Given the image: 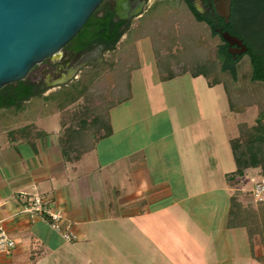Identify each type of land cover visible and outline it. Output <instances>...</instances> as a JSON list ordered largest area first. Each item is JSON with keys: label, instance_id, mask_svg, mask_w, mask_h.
<instances>
[{"label": "crops", "instance_id": "1", "mask_svg": "<svg viewBox=\"0 0 264 264\" xmlns=\"http://www.w3.org/2000/svg\"><path fill=\"white\" fill-rule=\"evenodd\" d=\"M131 100L132 90L129 100L110 109V128L113 110ZM34 123L0 127V219L17 244L11 255H0V264H264L248 231L228 227L240 188L230 187L227 176L236 167L209 188L204 139L196 143L199 159L168 166L147 159L163 137L146 143L145 134L128 130L97 137L88 132L65 152L61 117L53 133ZM179 134L172 133V144ZM36 195L72 224V242L50 227L46 215L21 213Z\"/></svg>", "mask_w": 264, "mask_h": 264}, {"label": "rangeland", "instance_id": "2", "mask_svg": "<svg viewBox=\"0 0 264 264\" xmlns=\"http://www.w3.org/2000/svg\"><path fill=\"white\" fill-rule=\"evenodd\" d=\"M242 2L243 9L257 7V0ZM149 4L148 11L134 20L131 31L116 50L105 55L107 63L87 68L78 81L67 87L38 91L30 100L0 108V127L25 125L33 121L34 129L53 133L60 128V117L71 118L75 128H79L80 120L85 118V129L79 138L88 132L97 137L109 130L106 123L108 106L128 90L127 77L122 75L119 80L124 86L117 95L113 94L115 70L129 73L133 100L113 110L111 131L143 133L145 136L141 142L146 143L163 137L158 149L151 150L152 156L147 154V159L149 162L153 158L156 163L168 166L176 159L180 164L199 159L196 143L204 139L208 152L205 159L212 168V184L209 185L212 188L213 182L220 181L226 169H235L230 139L238 136L240 124L250 127L256 124L264 110V86L251 81L247 55L237 65L236 77L232 76L225 56L218 55L221 39L196 21L187 7L169 0H152ZM145 24L153 31L141 30ZM233 32L243 36L249 46L253 41L259 45L257 42L264 38V20L251 22V25L238 23ZM157 55L162 57L163 64L166 63L164 70L158 66ZM185 68L189 69V73L169 81L160 78V73L180 72ZM193 68L211 70L210 78L194 76ZM215 79L221 83L211 85L210 82ZM91 81L93 83L89 84ZM76 90L86 93L80 97L75 94L77 100L72 103L63 102L65 94ZM238 109L240 112H236ZM124 115L129 116V120L124 119ZM176 131L180 134L172 144V133L176 134ZM176 152L178 155L175 156ZM250 172H247L250 177H245L240 187L246 195L251 194L254 185L262 180L257 170ZM170 174L168 170L169 177ZM192 183L197 184V180ZM188 189L197 188L190 186ZM208 196L214 199L215 195L212 191ZM258 243L264 261L260 240Z\"/></svg>", "mask_w": 264, "mask_h": 264}, {"label": "trees", "instance_id": "3", "mask_svg": "<svg viewBox=\"0 0 264 264\" xmlns=\"http://www.w3.org/2000/svg\"><path fill=\"white\" fill-rule=\"evenodd\" d=\"M264 0H257V7L245 9V14L243 15L242 22L244 24H250L254 21L264 20ZM96 20V13H93L90 17L86 26L73 38L74 42H81L86 38V30L91 25L94 24ZM144 25L141 30L147 29L148 26ZM253 26V25H252ZM101 26L99 30H101ZM234 33L233 25L225 27ZM213 36L219 37L222 41L218 51L220 57L225 56L227 62L229 63L228 68L231 70L232 76L236 77V67L240 61L243 60L245 55L248 56L251 66V81L253 83H261L264 86V38L261 42L256 43L250 42L249 50L247 53L233 58V56L226 49L225 42L223 38L215 31L214 27L209 28ZM153 30L150 27L147 29V32ZM121 37V33L112 41L116 45L118 39ZM246 43L248 41L245 39ZM158 56V55H157ZM166 64V63H165ZM165 64H163L162 57L158 56V66L160 70L165 69ZM169 66V65H168ZM226 69V71H227ZM167 76L162 74V79H170L178 74L189 72V69H182L180 72L170 71ZM192 74L194 76L205 75L210 78L211 70L193 68ZM122 75L127 77L126 86L128 88L127 93L124 96H119L116 102L111 103L108 106V115L106 123L109 126V111L117 103L124 102L130 99L131 97V84H130V74L129 73H120L115 70L114 78L116 85L114 86L113 94L117 95L122 89L124 84L122 80H119ZM93 83L92 81L89 84ZM216 83H221L219 79H215L210 82L211 85ZM14 86V83L6 85L0 90V108H9L16 106L19 102L30 100L34 97L35 93L32 91V87L25 81H19ZM85 91L76 90L74 93H67L62 98L63 102L72 103L77 100V97L83 96ZM76 94V96H74ZM251 98V96H249ZM64 107V104L61 105ZM235 110V109H234ZM236 112H240L239 109ZM62 119L63 134H62V144L64 146V151L67 152L72 143L80 136L81 131L85 129L86 119L82 118L80 120L79 128H75L70 119ZM83 124V126H82ZM81 127V128H80ZM111 128L105 133L109 135L111 133ZM232 151L234 155V160L236 163V170L231 172L227 176V183L230 187H241L244 183V178L247 175V172L251 170H257L258 175L261 178H264V110L261 111L260 117L257 119V122L253 126H248L246 124H240V131L238 137L231 141ZM251 193V192H250ZM228 227H242L248 231V236L250 239V244L254 246L258 245V240H260L263 248L264 256V201H256L253 193L246 195L240 189L236 190L232 196L231 210L229 214Z\"/></svg>", "mask_w": 264, "mask_h": 264}, {"label": "water", "instance_id": "4", "mask_svg": "<svg viewBox=\"0 0 264 264\" xmlns=\"http://www.w3.org/2000/svg\"><path fill=\"white\" fill-rule=\"evenodd\" d=\"M102 2L0 0V90L24 80L36 65L46 59L60 55ZM231 7L232 0H220L218 4V13L227 22ZM216 31L230 46L228 52L233 58L248 52L249 47L240 37L220 29Z\"/></svg>", "mask_w": 264, "mask_h": 264}, {"label": "flooded vegetation", "instance_id": "5", "mask_svg": "<svg viewBox=\"0 0 264 264\" xmlns=\"http://www.w3.org/2000/svg\"><path fill=\"white\" fill-rule=\"evenodd\" d=\"M152 0H103L96 13V20L86 30V38L81 42L73 40L55 58H48L42 64L36 65L24 79L34 93L47 92L59 86L67 87L78 81L87 68H95L105 64L108 60L105 55L116 50L118 44L132 29L135 19L144 16ZM179 6H185L192 13L196 21L208 28L214 27L228 31L226 26L238 27L242 22L245 9L242 0H232L229 22L218 13L220 0H169ZM89 21V20H88ZM88 23V22H87ZM86 26V25H85ZM100 26L102 27L99 30ZM217 32V31H216ZM121 33L116 45L112 41ZM219 35L220 33L217 32ZM221 36V35H220ZM244 43L248 46L243 36ZM222 37V36H221ZM226 49L229 45L225 42ZM235 48V47H232ZM65 79V80H64ZM61 81V83H59ZM17 84L14 83V86Z\"/></svg>", "mask_w": 264, "mask_h": 264}, {"label": "built area", "instance_id": "6", "mask_svg": "<svg viewBox=\"0 0 264 264\" xmlns=\"http://www.w3.org/2000/svg\"><path fill=\"white\" fill-rule=\"evenodd\" d=\"M252 193L256 201H264V178L254 185ZM21 213L29 214L32 218L46 215L50 227L66 242L70 243L77 237L72 224L65 220L61 212L53 210L42 196H34L21 208ZM16 245V241L10 236L3 220L0 219V255H11Z\"/></svg>", "mask_w": 264, "mask_h": 264}]
</instances>
